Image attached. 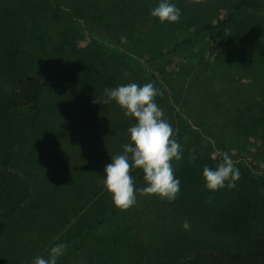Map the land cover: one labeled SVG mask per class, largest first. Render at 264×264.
I'll return each mask as SVG.
<instances>
[{"label": "trees", "instance_id": "1", "mask_svg": "<svg viewBox=\"0 0 264 264\" xmlns=\"http://www.w3.org/2000/svg\"><path fill=\"white\" fill-rule=\"evenodd\" d=\"M20 1L12 10L0 0V264H31L59 243L67 245L63 259L84 254L75 256L79 264H264V0L235 1L223 18L183 41L196 51L183 64L184 81L200 85L201 98L222 119L218 131L182 109L185 87L177 90L169 79L182 73L179 65L167 69L163 55L135 53L138 42L158 31L148 12L121 3L105 11L103 0L98 8L89 6L94 0H48L64 23L47 30L33 25V0ZM18 15L21 24L10 22ZM52 29L60 37L37 68L27 49L45 44ZM187 67L198 72L190 75ZM130 73L140 85L153 83L164 117L175 118L182 157L171 163L181 183L172 202L137 194L134 206L120 210L102 183H88L86 171L102 165L104 172L129 142L127 130L87 161L68 141L73 127L95 117L93 101H103L106 88L132 83ZM224 153L239 179L232 189L208 191L202 170L215 168ZM130 174L136 187L144 186L140 169ZM80 198L88 206L67 228L64 220ZM125 218L128 229L115 233L112 224ZM155 221L165 225L158 237Z\"/></svg>", "mask_w": 264, "mask_h": 264}, {"label": "rangeland", "instance_id": "2", "mask_svg": "<svg viewBox=\"0 0 264 264\" xmlns=\"http://www.w3.org/2000/svg\"><path fill=\"white\" fill-rule=\"evenodd\" d=\"M6 1L7 3L5 5L10 6L12 10L17 7L19 8V6L20 8L23 6L20 0ZM235 1L237 0H191L187 7H179L182 12L179 22L163 24H161L158 19L153 18L150 15V9L156 5L157 0H103L102 6L97 3V0H94L93 4H90L89 6L91 8H98L101 6V8L106 11V9L113 8L115 4L118 5L121 3L122 7H128L131 10H137V12H148V16L151 18L154 26L158 27V31L154 35L138 42L134 47L135 53L140 58L146 59L163 55L162 64L165 65L167 69L169 68L167 64H170V66L179 65L182 73L178 75L171 74L169 79L177 90L180 88L183 90V86L185 87L186 93H184V98L183 96L181 98L182 109L188 114L199 118L200 122L204 123V125L210 127L213 126L218 131V128H220L223 124L222 119L220 115L215 113L204 101V99L201 98L202 92L199 93L197 91L199 90L200 85H197L193 78L186 79V82L184 81L183 64H188L193 58L190 56H192L196 51H194L195 49H192V47H189L187 44L183 45V41L201 25L213 23L217 19L223 18L227 12V8H229ZM33 2L36 4L34 5L36 6V13L34 16L35 23H33L34 27L39 28L46 26L45 28L48 30L49 28L55 29L57 26H63L64 22H61L58 17V13L51 9L50 2L48 0H33ZM173 2L176 4V0H173ZM19 20L18 15L17 17H12L10 22L14 24H21ZM24 20H29V18L26 16ZM24 20H22L23 23L25 22ZM31 22L32 21H28L25 23L31 24ZM45 37L48 38L45 44L42 45L40 42H33L27 49L28 54L31 56L29 58L30 61L35 62L37 64V68H40L42 64H46L45 60L50 56L47 55V53L53 50L55 42L60 36L57 31L54 30L52 35H46ZM34 57L35 59L33 60ZM197 68L199 67H187L186 70L189 71L190 75H192L193 72H198ZM31 70L35 69H30V72H33ZM130 71L132 70L130 69ZM130 79L134 83L139 85L141 84L140 81L135 80L132 73H130ZM248 86V83L245 82V87ZM93 107L94 110H96L93 111L95 117L91 118L88 116L86 119L81 121L82 126L73 127V139L68 141L70 149L75 154L84 155L82 158L86 161L91 158L97 149H103L111 146L117 137L125 136L126 131L124 130H128V128L132 125V118L126 117L123 114L121 107L114 101L107 104L103 103V101H101V103L97 102V104ZM256 113L260 115L259 109L256 110ZM164 118L167 119L169 123L174 122L175 119L173 114ZM119 152H121V150ZM102 167L103 166L100 165L95 169L91 168L86 171L89 184L102 183ZM92 170L97 171L99 175L97 172L92 173ZM95 174L98 175L97 178H94ZM80 200L81 202L78 204V207L74 211L70 210L68 219L64 220V222L67 223V228L75 222L81 211L86 209L88 206V203H86L84 198H80ZM158 219L162 220L159 217ZM129 225V221L125 218L120 222L112 224L111 228L115 233H123V231L128 229ZM151 229L157 233V237L165 233V225L163 222L161 223L155 221L151 223ZM64 232L65 231H62L60 236L61 234L63 235ZM73 254L70 259H63V255L59 258V260L63 259V261L59 264H79L80 258L75 256L77 254H84L81 252Z\"/></svg>", "mask_w": 264, "mask_h": 264}, {"label": "clouds", "instance_id": "3", "mask_svg": "<svg viewBox=\"0 0 264 264\" xmlns=\"http://www.w3.org/2000/svg\"><path fill=\"white\" fill-rule=\"evenodd\" d=\"M150 15L163 23L179 22L182 12L173 0H157ZM126 43V38L121 37ZM159 89L153 83L138 85L134 82L104 90L103 103L115 102L126 117L134 123L128 128L129 142L122 153L111 156L102 175L104 189L111 195L113 205L127 210L137 202V194L155 195L162 200L174 201L180 192V179L175 176L172 160L182 157L181 145L175 139L171 124L164 118L163 109L156 103ZM94 103L100 100H94ZM195 159V157H193ZM143 173V187H136L131 169ZM204 187L211 192L223 188L232 189L239 179L240 171L232 158L224 153L215 168L205 166L202 170ZM182 227L187 230L185 221ZM67 249L64 243L52 246L47 257L36 256L31 264H58Z\"/></svg>", "mask_w": 264, "mask_h": 264}]
</instances>
